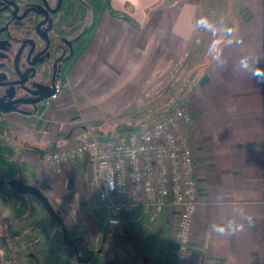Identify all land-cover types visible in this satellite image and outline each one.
Instances as JSON below:
<instances>
[{"label": "crops", "instance_id": "1", "mask_svg": "<svg viewBox=\"0 0 264 264\" xmlns=\"http://www.w3.org/2000/svg\"><path fill=\"white\" fill-rule=\"evenodd\" d=\"M110 5L136 24L104 11L52 105L4 118L5 172L72 208L94 199L99 204L91 162L81 158L59 167L40 151L72 147L81 132L94 128L107 136L116 121L135 114L157 73L187 69L186 131L199 193L186 264H264V80L240 66L248 57L252 67L264 70V0H110ZM201 17L220 31L198 28ZM177 218L171 204L156 213L167 246L163 264H172Z\"/></svg>", "mask_w": 264, "mask_h": 264}, {"label": "flooded vegetation", "instance_id": "2", "mask_svg": "<svg viewBox=\"0 0 264 264\" xmlns=\"http://www.w3.org/2000/svg\"><path fill=\"white\" fill-rule=\"evenodd\" d=\"M90 18L83 0H0V140L7 115L34 114L44 95L55 89L56 96L64 87L68 73L83 53L72 65L89 29ZM1 146L2 142L0 264H55V259L49 258V245H55L58 236L63 242L62 228L34 196L18 194L10 187L12 179L31 183L4 174ZM7 189L13 196L9 197ZM41 231L47 235L42 244H48V248L44 247L47 253L39 256L34 250H41ZM68 247L76 248V240Z\"/></svg>", "mask_w": 264, "mask_h": 264}, {"label": "built area", "instance_id": "3", "mask_svg": "<svg viewBox=\"0 0 264 264\" xmlns=\"http://www.w3.org/2000/svg\"><path fill=\"white\" fill-rule=\"evenodd\" d=\"M54 97L43 99L41 107H50ZM190 122L183 102L129 134L102 137L81 132L74 146L50 147L43 157L59 167L81 158L94 165L99 207L108 212L110 226H119L118 215L137 207L156 211L167 204L176 207L172 264H186L199 193L194 151L186 131Z\"/></svg>", "mask_w": 264, "mask_h": 264}, {"label": "rangeland", "instance_id": "4", "mask_svg": "<svg viewBox=\"0 0 264 264\" xmlns=\"http://www.w3.org/2000/svg\"><path fill=\"white\" fill-rule=\"evenodd\" d=\"M201 57L204 58L202 54ZM185 70L184 73H181L180 70L169 72L168 76L165 71H161L154 76V82L147 87L149 89L136 103L137 109L134 115H138L135 119L138 128L156 120L162 113L170 109L176 96L187 91L188 70ZM134 115L131 118L119 119L120 121H116L118 122L116 126L130 123ZM97 125V123L91 124L90 127L93 128ZM116 126L107 130L106 133L114 131ZM97 132L104 134L103 131H93L95 135ZM0 142H2L1 148L4 152V135ZM5 170L4 174L10 177V174H7ZM7 190L9 197L13 196L11 191ZM50 200L61 217L68 236L76 240V248L65 245L59 236L55 245H49V258L55 259V264H143L142 254L130 243L125 244L124 247L115 246V241L112 244L103 241L105 233L114 227L107 224L106 218L109 214L99 207L96 199L89 204H74V208L68 203H58L53 197ZM138 208L133 210H138ZM133 210L119 214L121 224L116 227L139 236L140 244L148 257L146 264H163L161 257L165 254L167 246L164 248L165 241L155 225L157 211L151 207H146L143 213H136ZM132 211L134 213H131ZM7 212L10 214V207ZM40 215L43 218L44 212L41 211ZM56 229L60 234L58 225ZM52 234L53 232H51ZM45 237H47L46 233L41 231V244L45 243ZM42 245L40 246L41 250H34V253H38L39 256L47 253L43 248H48V244Z\"/></svg>", "mask_w": 264, "mask_h": 264}, {"label": "trees", "instance_id": "5", "mask_svg": "<svg viewBox=\"0 0 264 264\" xmlns=\"http://www.w3.org/2000/svg\"><path fill=\"white\" fill-rule=\"evenodd\" d=\"M83 1L87 3L88 8H89V12L91 15L90 25H89V29L87 33L85 34V36L83 37L82 41L79 44V50H78L76 58L72 62V65L75 63L77 57L80 56V54L87 48V46L91 42L93 35H94V31L97 25L99 24L101 16L104 11H108L112 16L116 18L125 19L130 23L136 24L135 20L130 15L120 10H116L112 8L110 5V0H83ZM186 94H187V91L184 92L182 95L176 96L175 101L173 102V105L170 106V109L173 108L177 104L183 103L185 101ZM137 116L138 115H134L130 123L117 125L113 132L107 133V136L112 135V134H116V135L129 134L135 131L138 128V125H136V121H135ZM94 130L97 131L96 128H94ZM9 174H10V177L11 176L13 177L15 175L14 173L12 174L9 173ZM103 241L108 244H112L115 241V246L118 245V246H124V247H125V244L130 243L132 246L136 247L138 251L142 254L143 264L147 263L145 251L143 247L140 245L139 240L132 233L127 232L126 230L121 229L119 227H114L113 229L105 233Z\"/></svg>", "mask_w": 264, "mask_h": 264}, {"label": "water", "instance_id": "6", "mask_svg": "<svg viewBox=\"0 0 264 264\" xmlns=\"http://www.w3.org/2000/svg\"><path fill=\"white\" fill-rule=\"evenodd\" d=\"M56 93V90L53 89L50 93H47L44 95L40 101L43 99L49 98L54 96ZM9 112V110H4V113ZM46 150L40 151L41 156L44 155ZM10 187L17 192L18 194H28L34 196L44 207L45 211L54 219L57 220V222L60 224L62 231H63V242L67 246H72L74 245V240L70 238L66 232L65 225L61 219V217L56 213L54 207L51 205L49 199L47 196L37 187L31 185V184H26L23 183L20 179H12L9 181Z\"/></svg>", "mask_w": 264, "mask_h": 264}, {"label": "clouds", "instance_id": "7", "mask_svg": "<svg viewBox=\"0 0 264 264\" xmlns=\"http://www.w3.org/2000/svg\"><path fill=\"white\" fill-rule=\"evenodd\" d=\"M196 26L200 29L206 30V31H210L213 33V35H215L218 31H220V29L217 28V25L215 23H213L212 21H210L207 17H201L196 21ZM224 33L226 35H231L233 32V29L231 28H225L223 29ZM217 59L219 57H216ZM240 66L249 71L250 76L252 78H256V79H260V80H264V70H262L260 67H252L250 65L249 62V58L248 57H244L240 60Z\"/></svg>", "mask_w": 264, "mask_h": 264}]
</instances>
